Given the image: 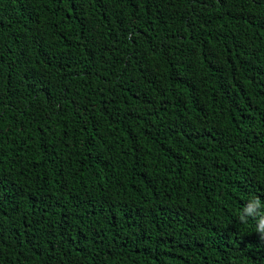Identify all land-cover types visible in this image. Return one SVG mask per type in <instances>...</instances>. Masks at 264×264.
I'll list each match as a JSON object with an SVG mask.
<instances>
[{
	"label": "trees",
	"instance_id": "obj_1",
	"mask_svg": "<svg viewBox=\"0 0 264 264\" xmlns=\"http://www.w3.org/2000/svg\"><path fill=\"white\" fill-rule=\"evenodd\" d=\"M0 264H264V0H0Z\"/></svg>",
	"mask_w": 264,
	"mask_h": 264
}]
</instances>
